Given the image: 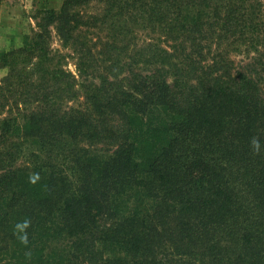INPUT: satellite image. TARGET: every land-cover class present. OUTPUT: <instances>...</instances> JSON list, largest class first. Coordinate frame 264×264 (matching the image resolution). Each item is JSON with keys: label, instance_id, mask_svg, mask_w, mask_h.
<instances>
[{"label": "trees", "instance_id": "1", "mask_svg": "<svg viewBox=\"0 0 264 264\" xmlns=\"http://www.w3.org/2000/svg\"><path fill=\"white\" fill-rule=\"evenodd\" d=\"M91 1L0 52V264H264V0Z\"/></svg>", "mask_w": 264, "mask_h": 264}, {"label": "rangeland", "instance_id": "2", "mask_svg": "<svg viewBox=\"0 0 264 264\" xmlns=\"http://www.w3.org/2000/svg\"><path fill=\"white\" fill-rule=\"evenodd\" d=\"M10 3L0 6V52L8 51L14 47H19L22 44L23 36L26 34H32L34 31L38 30L37 21H39L40 15L45 10L57 11L62 7L64 0H25L26 3H23L25 8L24 14L20 12V16L15 12V8H20L21 5H18L15 2L8 0ZM117 1V0H115ZM105 0H92L86 7H82V10L86 11L91 15H100L103 16L107 13L104 10ZM19 14V13H18ZM51 48L53 51H56L57 48L61 52H67L65 48L61 46L59 38L54 34V31L51 36L50 42ZM142 39H135L130 45L128 51L134 52L135 49L142 48ZM251 56L255 55V52L250 53ZM233 58L236 63L242 65L245 62H248L249 59L246 58L243 52H234ZM67 67L75 72L76 67L73 58H69ZM152 66L145 65V68L141 70L143 73H149L152 71L150 68ZM169 72L167 73V79L170 83H175L177 74L174 69L166 66ZM6 67H0V79L7 73ZM71 103V101L69 102ZM6 114V113H5ZM2 115V116H5Z\"/></svg>", "mask_w": 264, "mask_h": 264}, {"label": "crops", "instance_id": "3", "mask_svg": "<svg viewBox=\"0 0 264 264\" xmlns=\"http://www.w3.org/2000/svg\"><path fill=\"white\" fill-rule=\"evenodd\" d=\"M11 1V3L12 2H15V3H17L18 5H21V9L20 8H15L14 10H15V12H17V15L18 16H20V12H21V15H22V13L24 14V10H25V8H24V6H23V3H26V1L25 0H10ZM7 3H10L8 0H0V6H2V5H5V4H7ZM19 13V14H18Z\"/></svg>", "mask_w": 264, "mask_h": 264}]
</instances>
